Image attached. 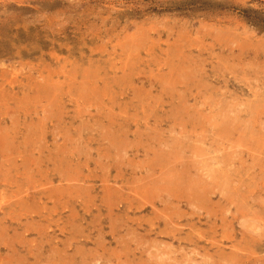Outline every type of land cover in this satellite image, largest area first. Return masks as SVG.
Here are the masks:
<instances>
[{"label":"rangeland","instance_id":"rangeland-1","mask_svg":"<svg viewBox=\"0 0 264 264\" xmlns=\"http://www.w3.org/2000/svg\"><path fill=\"white\" fill-rule=\"evenodd\" d=\"M247 8L0 0V264H264Z\"/></svg>","mask_w":264,"mask_h":264},{"label":"trees","instance_id":"trees-1","mask_svg":"<svg viewBox=\"0 0 264 264\" xmlns=\"http://www.w3.org/2000/svg\"><path fill=\"white\" fill-rule=\"evenodd\" d=\"M241 16L252 26L264 33V11L253 8L242 9Z\"/></svg>","mask_w":264,"mask_h":264},{"label":"bare ground","instance_id":"bare-ground-1","mask_svg":"<svg viewBox=\"0 0 264 264\" xmlns=\"http://www.w3.org/2000/svg\"><path fill=\"white\" fill-rule=\"evenodd\" d=\"M121 79V78H120ZM2 95V94H1ZM164 102V101H163ZM187 121V120H186ZM147 125V124H146ZM145 125V126H146ZM31 132V131H30ZM171 146V145H170ZM177 153V152H175ZM37 166V165H36ZM162 185V184H161ZM164 186V185H163ZM42 187V186H41ZM160 187V186H159ZM189 188V187H188ZM216 189V188H215ZM178 191V190H177ZM202 191V190H201ZM162 192V191H161ZM176 194V193H175ZM175 196V195H174ZM225 196V195H224ZM238 196V195H237ZM166 198V197H165ZM173 198V197H172ZM257 198V197H256ZM253 200V199H252ZM263 202V201H262ZM198 205V204H197ZM156 210V209H155ZM162 217V216H161ZM263 227V226H262ZM221 240V239H220ZM213 253V252H212ZM159 257V256H158ZM220 257V256H219ZM160 258V257H159ZM175 260V259H174ZM198 264V263H197Z\"/></svg>","mask_w":264,"mask_h":264}]
</instances>
